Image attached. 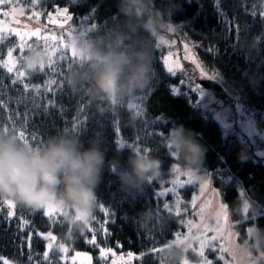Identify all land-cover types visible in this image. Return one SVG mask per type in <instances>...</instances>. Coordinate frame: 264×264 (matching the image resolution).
Here are the masks:
<instances>
[{
	"label": "trees",
	"instance_id": "obj_1",
	"mask_svg": "<svg viewBox=\"0 0 264 264\" xmlns=\"http://www.w3.org/2000/svg\"><path fill=\"white\" fill-rule=\"evenodd\" d=\"M181 2L183 7L173 16L174 23L184 24L187 34L196 43L198 56L205 68L217 73L222 85L232 95L236 94L256 111L257 122L264 128V76L255 89L245 76L248 68L264 74V51L252 56L240 44L244 35H257L264 41V0ZM22 5L28 12L42 15H48L58 6H65L76 17L87 16L85 23L97 28L117 20L116 0H40L37 5ZM44 35L52 36L49 33ZM57 41L64 43L61 39ZM18 43L15 35H8L0 42V62L9 60L7 53L12 49L14 68L9 73L0 65V128L7 127L18 136L23 132L34 146H39L48 136L62 129L74 132L84 141L97 136L104 139L109 157L119 150L126 159L127 152L137 146L150 148L164 161V171L161 178L139 193L121 190L117 178L105 171L97 189V207L89 218L87 229L71 239L66 235L64 216L58 217L63 224L53 223L43 215L44 209L33 211L17 204L15 215L8 216L5 208L2 209L5 198H0V264H5L3 257L15 264H75L63 258V252L58 250L60 245L70 247L72 252L91 253L92 264H112L109 257L101 259V249L110 248L140 253L141 257L135 264H165L166 258L161 260L156 258V254L147 253L154 248H166L175 238V233L184 229L181 215L165 209V200L158 195L162 181L173 173V170L168 171L169 166L180 163L171 156L166 145L169 129L179 123L197 132L198 139L207 148L202 171L213 174V184L229 211L230 227L240 234L242 240L247 238L249 229L256 227L259 243L256 242L255 251L257 254L264 252V158L257 149L261 140L225 133L213 112L201 106L199 94L186 85H182L180 95L173 92L174 85H179L184 77L182 73H168L164 62L165 50L157 47V39L154 70L148 86L134 98L112 106L105 114H101L100 107L107 108L106 104L91 100L83 90L77 92L69 87L66 76L76 63L70 67L71 60H59L52 67L46 66L44 72H31L26 70L20 59ZM28 43L43 50L42 43L36 46L35 37ZM210 47L213 51H208ZM65 51L70 56V50ZM28 52L26 48L24 55ZM19 72L25 73L22 79L17 78ZM13 80H16L15 84ZM25 84L29 85L27 90ZM33 86H39V94ZM129 116L134 118L132 125L127 124ZM145 129L149 133L155 131L165 135L140 139L137 144V135L143 137ZM119 140L125 142L123 148L118 146ZM244 146L249 158L242 162L239 154ZM182 191L187 200H192L197 186L186 183ZM245 203L249 205L247 213L243 211ZM25 221L28 223L24 224ZM39 231L54 233L57 244L48 250L47 240ZM93 238L95 244L87 242ZM45 252L49 253L47 259L43 256ZM188 253L198 258L193 251ZM161 255L165 256V253ZM185 255L183 251L178 264H182Z\"/></svg>",
	"mask_w": 264,
	"mask_h": 264
},
{
	"label": "clouds",
	"instance_id": "obj_2",
	"mask_svg": "<svg viewBox=\"0 0 264 264\" xmlns=\"http://www.w3.org/2000/svg\"><path fill=\"white\" fill-rule=\"evenodd\" d=\"M116 7L115 22L77 37L76 46L84 59L66 76L73 90H83L91 100L108 106L100 107L101 114L148 86L154 70L155 40L169 27L175 28L173 16L183 4L181 0H116ZM240 44L252 56L264 51V41L257 35L242 36ZM45 58L42 49L33 48L25 64L34 65ZM245 76L255 89L264 74L248 68ZM127 124H134V118L129 116ZM198 136L179 123L169 129L166 139L173 157L193 172L203 169L207 152ZM239 158L242 162L249 158L246 146ZM163 164L150 148L131 149L126 159L119 150L109 157L104 139L92 136L84 141L68 129L34 146L10 129L0 128V198L33 211L49 202L71 209L64 217L69 239L86 231V217L97 207V189L105 171L117 178L121 190L139 193L161 178ZM172 170L170 165L168 171ZM77 215L82 218L76 219ZM165 256V264H178L183 251L173 247L166 249Z\"/></svg>",
	"mask_w": 264,
	"mask_h": 264
},
{
	"label": "rangeland",
	"instance_id": "obj_3",
	"mask_svg": "<svg viewBox=\"0 0 264 264\" xmlns=\"http://www.w3.org/2000/svg\"><path fill=\"white\" fill-rule=\"evenodd\" d=\"M20 6L24 7L23 5ZM64 7L65 6H58L56 8ZM0 11L11 12V7L5 5L0 8ZM68 14L71 15L73 19L65 21L62 16L57 17L54 10L48 15L40 14L39 16H34L33 13L28 12L26 9L24 15H14L11 18L8 16H0V20L5 21L8 26L22 32L34 31L39 28L42 35L49 33L65 43L71 39V37L68 36L69 32H72L73 35H78L83 28H91L92 26L89 22L85 23V21L88 20L87 16L76 17L70 10ZM50 15L51 19L49 18ZM16 21H19V23H16ZM175 29V32L167 31L163 33L162 37L165 43L160 46V48H164L165 50L164 62L165 59L168 61L167 64L165 63L166 68L169 64L174 67L179 66L176 75L182 73L184 77L183 80L185 83L174 85L173 88L182 89V85H186L188 89H193L196 84H200L199 79L206 78L201 75V68L208 76H215V79L220 81L221 78L217 73L211 72L205 68L198 56L196 43L187 34L184 24H175ZM159 42V39H157V44ZM185 45H188L187 49H185ZM9 66L13 67L12 60ZM204 90L206 95L201 98V106L213 112L224 127L225 133H237L242 137L247 136L253 141L261 140L257 149L258 154L264 158V128L260 127L257 122L256 111L249 108L236 94H233L236 98L235 103L226 104L210 89L204 87ZM131 106H134V99L131 101ZM174 165L178 166L180 170L177 172L173 169L171 177L162 181V189L158 191V194L164 193L169 189L175 190L167 191L166 195H159L164 198V204L169 205L170 210L167 209L168 211L176 215L178 212L179 215H181V223L184 229L177 231L175 233V238L177 233L180 234L181 239L189 236H198L201 232H204L207 236H212L217 234L214 230L219 227L222 229V239L213 242L216 246V250L206 249V255L209 259L214 261V264H224L223 260L218 259L220 255L219 247L221 245L229 250L224 254V258L230 261V264H261L264 260V258L259 256L261 251L259 254L255 251L256 242L259 238L258 229L256 227L249 229L247 238L242 240L240 234L230 227L229 211L227 206L221 201L219 190L213 184V174L202 170L193 172L180 163H175ZM189 170L193 174L192 177L186 175ZM186 183L195 184L197 186V191L194 193L192 200H187L183 194L182 190ZM204 183H207L208 186L202 191ZM221 205L224 206L223 212L227 216L226 220L224 219V215L221 214ZM3 208H5L8 216H10V212L14 211L16 213V203L15 208L12 209L4 202L2 209ZM67 211L70 213L71 209H67ZM190 227L191 232H189ZM41 233L44 234L41 236L47 240V247L49 244L52 246L57 244V238L54 233L51 232L53 238H47L49 232L39 231V234ZM193 245L198 248V241H193ZM64 246L68 249L66 253L63 252V258L65 260L75 264L93 263L91 253L85 251L72 252L70 247ZM237 248L240 252L239 254H234V250ZM50 249L51 248L48 247V250ZM104 250H111L106 257H109L110 262L135 264L136 260L141 257L140 253L134 251H120L117 248ZM189 251L193 250L189 249L185 255L189 264H198L199 258L192 257L188 253ZM245 251H250L251 256L245 257ZM2 260L4 263L9 262V264H15L6 257H3Z\"/></svg>",
	"mask_w": 264,
	"mask_h": 264
},
{
	"label": "snow or ice",
	"instance_id": "obj_4",
	"mask_svg": "<svg viewBox=\"0 0 264 264\" xmlns=\"http://www.w3.org/2000/svg\"><path fill=\"white\" fill-rule=\"evenodd\" d=\"M24 3H30L31 5H37L40 3V0H0V8H2L5 5H8L11 7V12L0 11V16H8L11 18L14 15H24L26 9L22 6H20ZM17 9H18V11H17ZM54 12L56 13L57 17L62 16L65 21H70L73 19V17L68 14L69 9L67 7L55 8ZM40 14L41 13H39V12L33 13L34 16H39ZM262 14H264V13H262ZM49 18L51 19V15L49 16ZM16 23H19V21H16ZM245 27H248V26L245 25ZM96 28H97L96 25H92L91 28H83L79 32L78 35H73L72 32H69L68 36L71 37L70 41H67V42L61 44L57 41V38L54 35L53 36L42 35L41 30L39 28L35 29L34 31L30 30L27 32H22L16 28H12V27L8 26L5 23V21L0 20V42H3L4 40H6L8 35H15L16 37H18L19 43L17 46L21 50L20 59L24 62V67L26 68V70L30 71V69H33V71H31V72H36V71L44 72L46 66L52 67L54 65V63L59 61V60H71L70 67H71V64H75L78 61H82L84 59L83 54L81 53V51L76 46L77 37L78 36H84V35L88 34L89 32L95 30ZM169 31L175 32L176 29L173 27H169ZM32 37L36 38V46H40L42 43L43 51L46 55V58L41 59L39 62H37L34 65L33 64L26 65L25 64L26 55H24V50L27 48L30 51L31 49L36 48L33 45L28 43V41H30ZM159 41L160 42L157 44V47H160L162 44L165 43L163 37L159 38ZM187 48H188V45H185V49H187ZM66 49L70 50V56H69V53L67 51H65ZM208 51H213V49L210 47L208 49ZM7 55H8L9 60L6 62H0V65L5 67L7 69V71L9 73H11L14 71V68L9 66V64L11 63L12 57H13V50L9 49ZM71 58H75V59H71ZM165 63L166 64L168 63L167 59H165ZM178 67L179 66L174 67L171 64H169V66L167 67V71H168V73H170L172 75H176ZM24 75H25L24 72H19V73H17V78L22 79ZM201 75L205 76L208 80H214L215 79V76H208L207 73H205L202 68H201ZM12 82H13V84H15L16 80H13ZM49 83H55V81H49ZM180 83L183 84V83H185V81L181 80ZM28 87H29V85H27V84L24 85L25 90H27ZM33 87L35 88L37 94H39V86H33ZM172 90L177 95L181 94L179 88H173ZM192 91L197 92L201 98L205 97V95H206L204 87L201 84H196L195 87L192 89ZM0 104H2V101H0ZM139 115H140V113L137 112V116H139ZM160 119H162V117ZM152 123L155 124V121H153ZM4 130L7 131L8 128L4 127ZM156 135H159L162 137L165 135V133H163V132L157 133L155 131L149 133L147 131V129H145V135L143 137L137 135V144L139 143L140 139H148L151 136H156ZM19 138L23 142L29 143V140L25 138V134L23 132L19 133ZM33 139H35V137H33ZM117 143H118V146L121 148H123L125 146V142L123 140H119V141H117ZM129 146H132V145H129ZM135 149H139V147L137 146V147H135ZM167 149L170 152V146L169 145H167ZM170 154L173 157V154L171 152H170ZM173 168L177 172L180 170L179 167L175 166V165L173 166ZM186 175H188L189 177L193 176V174L191 173L190 170L186 173ZM207 186H208L207 183H204L202 191L204 189H206ZM167 191H175V190L169 189ZM167 191L164 193H159L158 195H166ZM214 195H215V193H214ZM4 202L10 208H12V209L15 208V201H13L12 199H6ZM177 203H179V202H177ZM163 207L165 209H169L168 204H164ZM248 208H249V205L247 203H245L243 206L244 213L248 212ZM42 209H44L43 215L45 217L50 218L53 223L59 222V223L63 224V221H58V217L59 216L65 217L66 215L69 214L67 209L60 207V206H58L52 202L45 204L42 207ZM223 209H224V206L221 205V210H222L221 214L224 215V219L226 220L227 216H226V214H224ZM9 215L10 216L15 215V212L14 211L10 212ZM177 215H179L178 212H177ZM90 217H91V214L86 217L87 224H89V218ZM81 218L82 217L79 215L76 216V219H78V220ZM27 223H28L27 221L24 222V224H27ZM214 231H216V233H217L216 235L207 236V235H205L204 232H201L200 235H198V236H189V237H185L184 239H181L180 234L177 233L176 238L171 242V244L167 245L166 248H154L147 254L148 255L156 254V258L163 260L166 257L164 255H161V254H164L166 252V249H171L173 246H177V247H182V249L185 253L189 249H192L193 252L199 258L198 264H214V261L212 259H209L208 256L206 255V249L216 250V246L214 245L213 242L218 240V239H222V229L218 227ZM189 232H191V227L189 228ZM40 235L43 236L44 234L41 233ZM47 238H53L51 232H49L47 234ZM193 241H198V248L194 247ZM87 242L90 244L96 243L94 238L91 240H88ZM257 243H259V242H257ZM48 247L52 248V245L49 244ZM58 250L61 252H65V253L68 251V249L64 245H60ZM110 251L111 250L101 249V259H105ZM228 251L229 250L224 248L222 245L219 247L220 255H219L218 259L223 260L224 264H230V261L225 260V258H224V254ZM239 252H240V250L238 248L234 250V254H239ZM48 255H49L48 252H45L43 254L45 259L48 258ZM129 255H131V254H129ZM244 255H245V257H250L251 252L245 251ZM259 256L264 258V252H261L259 254ZM31 260H32V257H31V255H29V261H31ZM5 264H9V262H5ZM183 264H189V261L187 258L183 259ZM262 264H264V262H262Z\"/></svg>",
	"mask_w": 264,
	"mask_h": 264
},
{
	"label": "water",
	"instance_id": "obj_5",
	"mask_svg": "<svg viewBox=\"0 0 264 264\" xmlns=\"http://www.w3.org/2000/svg\"><path fill=\"white\" fill-rule=\"evenodd\" d=\"M200 83L203 87L210 89L213 93L226 104H234L236 98L222 85L219 80H208L207 78L201 79ZM112 264H121L113 262Z\"/></svg>",
	"mask_w": 264,
	"mask_h": 264
}]
</instances>
